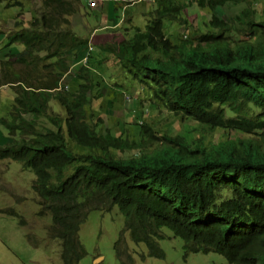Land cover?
I'll return each mask as SVG.
<instances>
[{
	"label": "trees",
	"instance_id": "16d2710c",
	"mask_svg": "<svg viewBox=\"0 0 264 264\" xmlns=\"http://www.w3.org/2000/svg\"><path fill=\"white\" fill-rule=\"evenodd\" d=\"M37 1L28 27L5 39L10 48L0 56V87L14 94L0 118L6 131L0 161L33 173L38 216L50 217L47 237L60 242L61 264H79L85 254L77 231L86 213L113 207L149 257L163 258L157 241L168 230L182 240L185 256L214 253L228 264H264V20H255L252 7L242 10L233 22L236 45H229L235 33L227 34L229 21L216 11L245 0H194L211 12L208 26L217 33L172 42L166 29L181 24L183 6L148 0L156 7L148 30L105 47L151 102H163L179 121L228 134L226 143L197 157L173 148L144 154L149 124L136 136L126 128L124 139L114 138L99 115L87 112L102 96L95 72L103 63L92 61L91 70L79 64L88 39L73 31L69 17L91 0ZM133 110L141 115L138 102ZM132 150L138 155L117 156Z\"/></svg>",
	"mask_w": 264,
	"mask_h": 264
},
{
	"label": "rangeland",
	"instance_id": "374dc122",
	"mask_svg": "<svg viewBox=\"0 0 264 264\" xmlns=\"http://www.w3.org/2000/svg\"><path fill=\"white\" fill-rule=\"evenodd\" d=\"M14 1H19L20 6L4 8L7 3L13 4ZM168 1L162 0L161 3L167 5ZM179 1L178 5L183 6L179 14L182 22L180 25L172 24L166 29V34L172 42L184 39V35L189 33L192 36L193 32L197 34L217 32L216 29L208 26L210 11L199 8L194 0ZM38 7L37 0H1L0 56L10 48V44L6 43L5 39L9 38L14 30L22 28ZM251 7L255 11V20H264V0H245L244 4H228L216 11L220 18L229 21L230 31L227 34L234 32L236 27L233 23L234 17L242 10ZM128 8H130L129 13L124 12L126 8L124 11H114L110 17L106 15V21H109L108 27H113L116 22L119 26L103 29L101 32L98 31L101 28L99 23L93 18H88L84 11L78 13L80 15L69 18L75 32L81 36L94 35L90 37L92 61L98 60L104 65L103 69L96 70L95 75L103 87L115 92V96L107 97L113 101L112 103L103 102L102 99L96 100L97 102H92V109H88L87 112L92 111L99 115L102 123H106L105 129H108L114 138L124 139L126 128L134 129L136 136L129 95L138 97L142 103L146 104V107L137 110L142 112L139 120L149 124L153 132L152 138L145 135L142 139L144 154L160 153L164 148H173L178 149L183 156L197 157L226 143L228 137L226 132L210 130L193 121L185 120V123L175 124L171 128V123L179 122H175L170 113L163 108L156 109L155 114L149 111L145 95L137 89L136 84L130 85L131 76L123 65L121 67V61L115 58L114 54V59L111 55H108L110 56L108 59L102 58V56L107 57V54L102 51L104 47L117 45L126 40L125 32L129 33V38H132L135 29L148 30L149 22L152 18L154 19L152 12L156 10V7L152 1L144 0ZM124 17L129 19L123 21ZM78 24L80 26H77ZM237 30L242 32L240 29ZM234 33L235 36L232 39L226 40L229 45H236L237 33ZM18 48L21 47L18 46ZM68 86L72 85L70 86L69 83ZM118 90L120 94L116 92ZM13 98L11 88L0 89V117H7ZM101 104L102 108H99ZM100 109L109 111L110 113L106 115L109 118H105V114L97 111ZM145 110L148 111L147 117L143 116ZM229 137L233 138L235 135L232 133ZM5 139L6 131L4 126L0 125V145L5 143ZM138 153L139 150L138 152L132 150L130 153H117V156L126 159L129 155L137 156ZM33 179V173L23 170L19 163L0 161V264H61L60 242L47 237L50 217L36 215L40 210H38V200L31 190ZM9 210H13L17 215L12 216ZM77 233V239L85 253L79 264H228L221 256L214 253L185 256L182 240L167 230L160 231L161 240L158 241L163 258L149 257L143 244L135 245L130 240L129 232L124 230L123 218L115 207L109 212L91 211ZM28 237L31 238H29L30 241ZM33 244L38 246L35 247ZM96 259L98 261L94 263Z\"/></svg>",
	"mask_w": 264,
	"mask_h": 264
},
{
	"label": "clouds",
	"instance_id": "9594fccd",
	"mask_svg": "<svg viewBox=\"0 0 264 264\" xmlns=\"http://www.w3.org/2000/svg\"><path fill=\"white\" fill-rule=\"evenodd\" d=\"M94 1V0H93ZM112 1H115L114 2V7H115V10L116 11H124L126 8V10L129 12V10H130V8H128V7H131L132 5H134V4H137V3H140V2H142V1H144V0H141V1H139V2H136V3H133V4H129V1H131V0H112ZM145 1H148V0H145ZM88 2H92V1H86L85 2V5H86V9H89V10H96V9H98V7L100 6V4L101 3H103L104 2V0H97V7L96 8H89L88 7ZM118 2V4H116ZM120 5H122V7H120ZM125 10V11H126ZM124 11V12H125ZM80 13V12H79ZM75 15H79L78 13L77 14H75ZM75 15H73V16H75ZM69 18H71V17H69ZM127 19H129V18H127V17H124V19H123V21L124 20H127ZM70 21V20H69ZM71 23V22H70ZM24 24V23H23ZM72 25V24H71ZM118 24H117V22H116V25H114L113 27H101V28H99L98 30H100V31H102L103 29H108V28H115L116 26H117ZM77 26H80V24H78ZM119 26V25H118ZM28 27V24L26 23L22 28H27ZM124 29H126V27L124 28ZM21 30V28L19 29V30H17V32L18 31H20ZM74 31V30H73ZM75 32V31H74ZM78 36H80V37H85V38H87L88 39V42H87V45H86V49H85V51H84V56L82 57V59L80 60V62H79V64H81V65H83V66H85V67H87V68H89L90 70H91V68H92V57H93V53H92V48H91V45H90V37L91 36H93V35H91V34H89L88 36L87 35H85V36H81L80 34H78V32H75ZM207 33V32H206ZM217 33V32H216ZM215 33V34H216ZM85 34H86V32H85ZM125 34V36H126V38L128 39L129 38V33L128 32H125L124 33ZM224 35L227 37L228 35L226 34V33H224ZM186 36L187 35H184V38H186ZM170 39V38H169ZM17 46V47H16ZM18 46H20L21 48H18ZM112 46V45H111ZM13 49H18L19 51H21V50H23V46L22 45H20V44H13ZM102 51L103 52H106L105 51V47L102 49ZM108 55H110V53H108L107 54V57L106 56H103L104 57V59H108V57H110V56H108ZM113 59H114V57H112ZM110 59V58H109ZM76 65L77 64H74L73 65V68L71 69V72H70V75H72V72H73V70L75 69V67H76ZM103 66L104 65H102L101 66V68L103 69ZM121 67H122V65H121ZM126 66H124V68H125ZM100 68V69H101ZM126 69V68H125ZM98 70V69H97ZM126 72L131 76V79H130V85H133V84H136V82H134L133 80H132V73L131 72H129V70L128 69H126ZM67 79H69V75L67 76V77H65L64 78V80H67ZM70 83H71V81H70ZM137 85V84H136ZM3 87H5V88H9V87H7V86H3ZM3 87H0V88H3ZM137 89H139V91H142L143 92V95H145V97H146V101H147V103H148V109H149V111L151 112V113H153V114H155L156 112H155V110L156 109H161V108H163L164 110H166L168 113H170V116L173 118V120L175 121V122H179V123H171V128H173V126L175 125V124H180V123H185V120H187V121H193V120H191V119H184L183 121H179L178 119H176L175 117H173V115L171 114V110H169L168 108H167V106L163 103V102H161L160 101V104L159 103H156V102H151V97H150V95H149V93L148 92H146V91H144V90H142L143 88H141V87H139L138 85H137ZM100 91H101V93H103L104 91V93L102 94V96L99 98V100H101L102 99V101L103 102H109V103H112L113 101L111 100V99H107V97H111V96H115V92H114V90H109L108 88L106 89L105 87H103V85H102V87H101V89H100ZM117 93H119L120 94V91L118 90V91H116ZM121 98H122V93H121ZM128 98V97H127ZM153 98H154V96H153ZM155 99V98H154ZM95 102H97V101H95ZM136 102H138L139 104H140V108L141 107H146V104L145 103H142V101L138 98V97H136V96H130L129 95V103H131L132 104V109H133V105H134V103H136ZM119 105L121 106V103H119ZM99 112H101L102 114H105V118H109V117H106V115H108V113H110L109 111H107V110H103V109H100V110H98ZM143 113H144V117H147L148 116V111L147 110H145V111H143ZM225 114H226V117H230L228 114H227V112H226V109H225ZM141 115H142V112H141ZM141 115L140 116H138L135 112H134V110H132V117L134 118V123H135V126H136V131H139V129H140V125L141 124H144L141 120H139L140 119V117H141ZM187 116V115H186ZM188 117H190V116H188ZM0 118H5V117H0ZM193 122H195V124H197V122L196 121H193ZM150 126V125H149ZM151 127V126H150ZM202 127H205V128H207V129H209L208 127H206V126H202ZM152 129V128H151ZM213 130H220V129H213ZM151 132H152V130H151ZM152 135H153V132H152ZM3 145V144H2ZM221 145H223V144H220V145H218L217 147H215V148H213L212 150H210L209 152H211V151H213L214 149H217L219 146H221ZM165 149H167V148H164L160 153H162ZM208 153V152H207ZM156 154H159V153H156ZM203 154H206V153H202L201 155H203ZM200 155V156H201ZM9 162H11V161H9ZM38 204V203H37ZM120 214V213H119ZM121 216H122V214H120ZM122 218H123V226L124 227H126V222H125V219H124V217L122 216ZM85 222V221H84ZM83 222V223H84ZM82 223V224H83ZM168 231V230H167ZM169 232V231H168ZM171 233V232H170ZM172 234V233H171ZM128 235H129V238H130V240L132 241V239H131V237H130V234L128 233ZM173 235V234H172ZM133 242V241H132ZM134 243V242H133ZM157 243H158V241H157ZM135 245H137V244H135ZM159 247V246H158ZM160 249V248H159Z\"/></svg>",
	"mask_w": 264,
	"mask_h": 264
},
{
	"label": "crops",
	"instance_id": "0c3cea01",
	"mask_svg": "<svg viewBox=\"0 0 264 264\" xmlns=\"http://www.w3.org/2000/svg\"><path fill=\"white\" fill-rule=\"evenodd\" d=\"M81 11H84L88 15V18H93L95 22L99 23L100 27L105 28V27H108L107 22H109V21H106V15L110 17L114 14V11H116V10H115L114 3L112 0H104V2L101 3L100 6L98 7V9H96V10L85 9V10H81ZM125 13H129V12L126 10ZM99 18H100V21H99ZM109 20H110V18H109ZM110 25H111V23H110ZM98 31H100V30H98ZM93 37H94V35H93ZM3 88H5V87H3Z\"/></svg>",
	"mask_w": 264,
	"mask_h": 264
},
{
	"label": "bare ground",
	"instance_id": "6f19581e",
	"mask_svg": "<svg viewBox=\"0 0 264 264\" xmlns=\"http://www.w3.org/2000/svg\"><path fill=\"white\" fill-rule=\"evenodd\" d=\"M91 20H89V22H90ZM94 22V21H93ZM91 23V22H90ZM16 33V32H15ZM87 33V32H86ZM13 34V33H12ZM15 37H17V36H15ZM11 38V37H10ZM12 38H14L13 36H12ZM16 39V38H15ZM20 39V38H19ZM11 40V39H10ZM14 40V39H13ZM20 41V40H19ZM94 45V44H93ZM95 47V46H94ZM95 59V58H94ZM31 190H32V186H31ZM32 193H33V195H34V192L32 191ZM34 197L38 200V198L34 195ZM38 205V210H40V206H39V204H37ZM114 208V207H113ZM112 210V208L111 209H106V208H103V209H101V210H91V211H101V212H109V211H111ZM91 211H89V212H87L86 213V215H85V220H86V218H87V216H88V214L91 212ZM10 214H12V216H15V215H17L16 213H14L13 212V210H9L8 211ZM36 215H38V212H37V214ZM49 227H50V225H51V221H49ZM49 230V228L47 229V231ZM157 245H158V243H157ZM147 250V249H146ZM148 251V250H147ZM98 261V259H96L95 261H94V263L95 262H97Z\"/></svg>",
	"mask_w": 264,
	"mask_h": 264
},
{
	"label": "built area",
	"instance_id": "2783aa9c",
	"mask_svg": "<svg viewBox=\"0 0 264 264\" xmlns=\"http://www.w3.org/2000/svg\"><path fill=\"white\" fill-rule=\"evenodd\" d=\"M139 1H141V0H131V1H129V4H133V3H136ZM87 4H88L89 8H96L97 7V0H94L92 2H88Z\"/></svg>",
	"mask_w": 264,
	"mask_h": 264
}]
</instances>
